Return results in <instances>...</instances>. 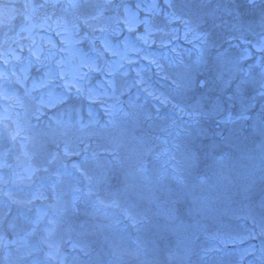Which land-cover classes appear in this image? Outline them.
I'll return each mask as SVG.
<instances>
[{
  "label": "rangeland",
  "instance_id": "1",
  "mask_svg": "<svg viewBox=\"0 0 264 264\" xmlns=\"http://www.w3.org/2000/svg\"><path fill=\"white\" fill-rule=\"evenodd\" d=\"M68 6L0 0V264H264V0Z\"/></svg>",
  "mask_w": 264,
  "mask_h": 264
},
{
  "label": "flooded vegetation",
  "instance_id": "2",
  "mask_svg": "<svg viewBox=\"0 0 264 264\" xmlns=\"http://www.w3.org/2000/svg\"><path fill=\"white\" fill-rule=\"evenodd\" d=\"M262 31V32H261ZM259 35H262L263 39H262V43L259 45V48L257 49L256 48V44L255 43H251V42H247L249 43L248 44V49L250 51V53H256V57H258V63H255L254 65L252 64L253 62L251 61V59L249 58L247 62V66L249 68H247V66L243 67V73H238L236 76H235V79L237 78V80H240L241 78H248L250 76H252V73L254 72V70H256L258 72V75L260 77H262L264 79V29L262 28H257V31L254 32L255 35L257 34ZM254 40V39H253ZM256 41V40H254ZM256 48V49H255ZM254 53V54H255ZM238 69V68H237ZM263 88V92H264V86L262 87ZM261 96V95H260ZM258 99V98H256ZM259 100V99H258ZM259 103L255 104V107L254 109H252L254 112H258L259 110H262L264 111V108H261L259 109V106H258ZM261 113V112H259ZM264 113V112H263ZM262 114V113H261ZM260 114V115H261ZM249 116L250 117H247V119H251L252 118V113L249 112ZM206 119L203 120V122H205ZM199 124L202 123V122H198ZM206 123V122H205ZM205 128L207 129V125L204 126V130ZM193 132H196V133H199L200 130H198L197 128H195V130Z\"/></svg>",
  "mask_w": 264,
  "mask_h": 264
}]
</instances>
